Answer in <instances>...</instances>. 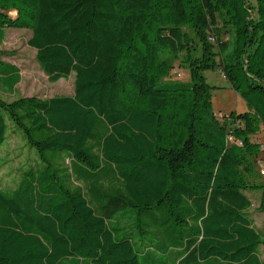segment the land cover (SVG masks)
<instances>
[{
    "label": "trees",
    "instance_id": "16d2710c",
    "mask_svg": "<svg viewBox=\"0 0 264 264\" xmlns=\"http://www.w3.org/2000/svg\"><path fill=\"white\" fill-rule=\"evenodd\" d=\"M7 28L74 84L0 98V149L17 133L35 155L0 187V264H264L246 195L264 212V0H0V46ZM216 70L246 111L215 115Z\"/></svg>",
    "mask_w": 264,
    "mask_h": 264
},
{
    "label": "rangeland",
    "instance_id": "374dc122",
    "mask_svg": "<svg viewBox=\"0 0 264 264\" xmlns=\"http://www.w3.org/2000/svg\"><path fill=\"white\" fill-rule=\"evenodd\" d=\"M247 2L252 7H256L257 0H247ZM30 36L31 30L29 29H6L4 41L0 46V50L4 54H7V56L3 57V61L9 65L16 66L19 69L21 78L20 83L16 85L13 92L1 89L0 98L6 102H11L19 98L31 96H36L43 100L54 96L72 95L74 75L71 74L69 78H62L57 82H49L35 59V49L27 45V40ZM220 38L225 40L227 35H222ZM232 49L233 45L230 43L228 48L222 53L226 62L232 61ZM173 70L170 76L171 79L183 83L190 81L187 70L179 67L177 64ZM177 73L181 75L178 76ZM205 77L210 85L217 87L211 91L212 109L217 117L220 118L231 111L244 112L247 110L244 100L236 94L220 71H207L205 72ZM255 138L262 144V151L257 156L256 170L259 171L261 165L264 167V128L262 126H260V131L255 135ZM34 161L35 155L29 151L24 140L17 133L11 135L0 149V187L13 186L20 174V170L25 168L26 165H31ZM246 195L251 202L248 215L256 231L264 240V212L259 208L260 193L247 192ZM259 252L261 258L264 260V243L260 245Z\"/></svg>",
    "mask_w": 264,
    "mask_h": 264
},
{
    "label": "built area",
    "instance_id": "2783aa9c",
    "mask_svg": "<svg viewBox=\"0 0 264 264\" xmlns=\"http://www.w3.org/2000/svg\"><path fill=\"white\" fill-rule=\"evenodd\" d=\"M178 76H180V73H177ZM259 173L260 175H262L264 177V167L261 165L260 169H259Z\"/></svg>",
    "mask_w": 264,
    "mask_h": 264
},
{
    "label": "crops",
    "instance_id": "0c3cea01",
    "mask_svg": "<svg viewBox=\"0 0 264 264\" xmlns=\"http://www.w3.org/2000/svg\"><path fill=\"white\" fill-rule=\"evenodd\" d=\"M19 83H20V82H19ZM19 83H18V84H19ZM18 84H17V85H18Z\"/></svg>",
    "mask_w": 264,
    "mask_h": 264
}]
</instances>
